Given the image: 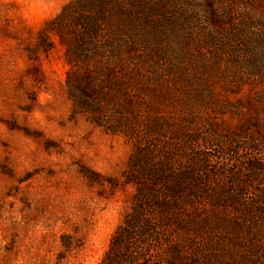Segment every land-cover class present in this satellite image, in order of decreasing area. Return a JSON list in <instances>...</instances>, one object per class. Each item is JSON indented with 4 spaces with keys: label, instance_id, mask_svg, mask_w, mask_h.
Returning a JSON list of instances; mask_svg holds the SVG:
<instances>
[{
    "label": "rangeland",
    "instance_id": "obj_1",
    "mask_svg": "<svg viewBox=\"0 0 264 264\" xmlns=\"http://www.w3.org/2000/svg\"><path fill=\"white\" fill-rule=\"evenodd\" d=\"M69 1L0 0V264H100L152 159L196 169L191 264H264V0H166L105 102L118 132L76 110L58 38L40 48Z\"/></svg>",
    "mask_w": 264,
    "mask_h": 264
},
{
    "label": "trees",
    "instance_id": "obj_2",
    "mask_svg": "<svg viewBox=\"0 0 264 264\" xmlns=\"http://www.w3.org/2000/svg\"><path fill=\"white\" fill-rule=\"evenodd\" d=\"M165 1L70 0L45 28L40 48L49 51L56 46L52 36L58 38L69 65V96L93 124L121 131V126H106L101 113L106 100H115L111 89L118 80L134 78L136 67L130 64L141 57L151 19L168 11ZM142 152L139 148L132 163ZM171 165L152 159L144 171L132 172L127 180L137 187L132 211L115 230L100 264H191L188 240L180 236L189 234L195 221L202 226L209 220L193 211L201 198L194 190L199 181L195 167L172 171Z\"/></svg>",
    "mask_w": 264,
    "mask_h": 264
}]
</instances>
